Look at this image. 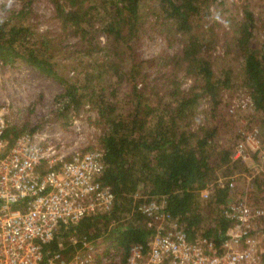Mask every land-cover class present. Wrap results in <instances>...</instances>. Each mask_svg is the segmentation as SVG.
I'll return each mask as SVG.
<instances>
[{"label":"trees","instance_id":"1","mask_svg":"<svg viewBox=\"0 0 264 264\" xmlns=\"http://www.w3.org/2000/svg\"><path fill=\"white\" fill-rule=\"evenodd\" d=\"M49 1L59 26L57 35L23 20L20 13L31 4L27 0L9 18H0V60L11 63L22 58L60 82L63 105L70 110L84 100L95 107L102 126L101 179L115 198L108 213L61 224L44 244L45 251L69 256L75 248L71 235L110 239L125 249L144 242L150 230L131 208L135 192L163 197L190 239L200 235L220 241L230 225L223 206L231 200L233 188L216 180L230 177L244 161L232 159L235 143L222 136L227 121L219 90L228 84L230 72L215 75L211 50L215 34L201 21L214 0ZM147 3L169 41L178 34L176 51L141 56L138 35ZM248 11L236 45L243 52L242 71L252 108L264 126V52L251 44L253 22ZM186 78L191 83L183 88ZM204 97L208 105L202 119L198 106ZM22 130L8 125L4 136L10 143ZM209 185L208 196L202 197L200 190Z\"/></svg>","mask_w":264,"mask_h":264},{"label":"built area","instance_id":"2","mask_svg":"<svg viewBox=\"0 0 264 264\" xmlns=\"http://www.w3.org/2000/svg\"><path fill=\"white\" fill-rule=\"evenodd\" d=\"M221 1L214 0L209 9ZM252 106L247 95L235 98L229 110ZM7 117V106L0 104V264H264V204L252 203L246 194L223 206L230 225L220 241L200 235L190 239L163 197L135 192L131 208L150 230L144 242L125 249L110 239L71 235L75 248L69 256L45 251L44 244L61 224L113 208L114 192L101 179L103 150L98 138H92L93 146L80 141L83 124L76 116L70 125L73 142L67 144L60 126L47 121L21 131L9 143L4 136ZM238 134L232 159L254 156L262 166L264 136L259 126L240 128ZM234 180L220 176L216 183L233 188ZM211 186L200 195L207 197Z\"/></svg>","mask_w":264,"mask_h":264},{"label":"rangeland","instance_id":"3","mask_svg":"<svg viewBox=\"0 0 264 264\" xmlns=\"http://www.w3.org/2000/svg\"><path fill=\"white\" fill-rule=\"evenodd\" d=\"M27 0H0V18L10 16L12 10H20ZM201 21L210 26L215 34V42L212 45L213 70L215 75L221 76L224 71L230 72V80L226 86L219 90L226 124L223 138H228L229 143L234 144L239 137L240 128H250L252 124L259 126L264 136V126L260 114L252 107L236 108L229 110L231 104L240 97L249 95V86L245 82L242 71L243 52L236 45L239 25L242 24L245 10H249L253 27L251 44L261 46L264 52V0H222L213 4ZM31 8V9H30ZM20 13L25 22L34 25L39 31H47L51 35H57L59 26L53 19L52 5L49 0H31L29 7L23 8ZM156 11L147 3L141 10L143 27L138 35V50L142 57H151L157 54L172 53L179 47L178 34L173 41H169L167 30L161 29L160 18ZM18 20L16 17L13 21ZM173 33V32H172ZM100 43H104V37L99 36ZM177 40V41H176ZM87 57L83 58L86 59ZM180 73V72H179ZM69 75L71 72L68 73ZM224 76V75H223ZM191 79L186 78L182 84L187 88ZM64 86L27 64L22 58L13 62L3 63L0 60V104L8 108V125L17 129L36 128L50 121L60 126L66 142H73L76 135L71 132V119L80 117L83 127L80 141L88 146L92 138H99L102 126L97 123V112L89 101H83L75 110H70L62 102L61 93ZM62 98V99H61ZM88 103L89 107H85ZM227 103L228 105H226ZM208 98H202L199 104L201 118L202 112L207 108ZM227 106V108H226ZM208 116V114H206ZM207 121V120H205ZM230 138V139H229ZM90 140L88 142V140ZM96 144H99L96 140ZM242 166L231 175L234 176L235 187L230 199L237 195H248L252 203L264 204V164L257 165L254 156L244 159ZM245 166L243 167V165ZM262 167V169L260 168ZM227 176V175H225ZM141 195V193H138ZM264 226V218H261Z\"/></svg>","mask_w":264,"mask_h":264}]
</instances>
